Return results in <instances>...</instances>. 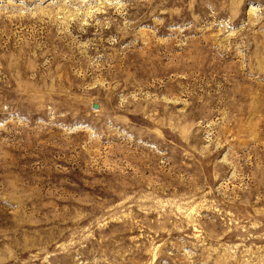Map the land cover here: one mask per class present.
Wrapping results in <instances>:
<instances>
[{
  "label": "rangeland",
  "instance_id": "374dc122",
  "mask_svg": "<svg viewBox=\"0 0 264 264\" xmlns=\"http://www.w3.org/2000/svg\"><path fill=\"white\" fill-rule=\"evenodd\" d=\"M0 264H264V0H0Z\"/></svg>",
  "mask_w": 264,
  "mask_h": 264
}]
</instances>
